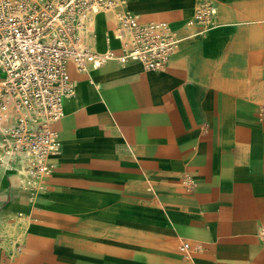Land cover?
<instances>
[{
	"label": "crops",
	"instance_id": "0c3cea01",
	"mask_svg": "<svg viewBox=\"0 0 264 264\" xmlns=\"http://www.w3.org/2000/svg\"><path fill=\"white\" fill-rule=\"evenodd\" d=\"M201 1L120 0L179 34L163 70L69 66L60 150L32 204L0 166V264H264V0H209L203 32L186 27ZM113 13L93 16L98 51H121Z\"/></svg>",
	"mask_w": 264,
	"mask_h": 264
},
{
	"label": "built area",
	"instance_id": "2783aa9c",
	"mask_svg": "<svg viewBox=\"0 0 264 264\" xmlns=\"http://www.w3.org/2000/svg\"><path fill=\"white\" fill-rule=\"evenodd\" d=\"M120 3L0 0V163L21 177L29 204L44 188L41 176L54 168L50 156L60 150L53 123L63 115V99L75 92L69 66L85 72L115 60L121 65L137 61L146 70H163L178 47L180 36L167 21H142L137 14L118 10ZM100 10L115 11L113 36L120 42L119 53L93 46V15ZM215 15V4L201 1L186 27L196 24L203 32L214 23ZM183 184L186 191L194 187L188 175ZM259 237L264 242V225ZM190 248L182 241L180 250L185 255Z\"/></svg>",
	"mask_w": 264,
	"mask_h": 264
},
{
	"label": "bare ground",
	"instance_id": "6f19581e",
	"mask_svg": "<svg viewBox=\"0 0 264 264\" xmlns=\"http://www.w3.org/2000/svg\"><path fill=\"white\" fill-rule=\"evenodd\" d=\"M100 11H103V12H104V10H100ZM100 11H99V12H100ZM95 14H96V13H95ZM95 14H94V15H95ZM99 14H100V13H99ZM113 14H115V13H113ZM94 15H93V16H94ZM98 16H99V15H98ZM98 16H96V17H98ZM114 16H115V15H114ZM96 17H95V18H96ZM98 19H99V18H98ZM98 19H97V20H98ZM95 20H96V19H95ZM100 20H101V18H100ZM102 21H103V20H102ZM104 21H105V20H104ZM94 24H95V23H94ZM96 24H97V23H96ZM100 24H101V23H100ZM109 24H110V23H109ZM111 24H112V23H111ZM97 25H98V24H97ZM97 25H96V27L99 26V25H98V26H97ZM100 28H101V27H100ZM106 28H107V27H106ZM101 29H102V28H101ZM106 30H107V29H106ZM108 30H109V29H108ZM108 30H107V32H109ZM99 31H100V30H99ZM96 32H97V31H96ZM100 32H101V31H100ZM96 34H97V33H96ZM98 34H99V32H98ZM100 35H101V34H100ZM96 36H98V35H96ZM108 36H109V35H108ZM100 37H101V36H100ZM103 38H104V37L102 36L101 39H103ZM96 40H97V39H96ZM110 40H112V38H111ZM102 42H103V40H102ZM113 42H114V41H113ZM109 43H110V42H109ZM63 114H64V111H63ZM62 116H63V115H62ZM2 165H3V166H6L4 163H0V166H2ZM6 170H7V169H6ZM11 172H12V171H11ZM5 173H6V171H5ZM5 173H4V174H5ZM12 173H13V172H12ZM13 174L16 175L17 173L14 172ZM13 176H14V175H13ZM42 176H43V175H42ZM10 177H11V176H10ZM20 182H21V183H20V185H21L20 188H23L24 185L22 186L23 183H22L21 180H20ZM1 183H2V182H1ZM3 183H6V182H3ZM4 213H6V211H5ZM2 218H3V217H2ZM0 219H1V218H0ZM24 222H25L24 224L26 225L27 223H29V219L25 220ZM21 226H22V225H20V227H21ZM26 226H28V224H27ZM17 227H19V226H17ZM18 229H19V228H18ZM15 230H16V226H15Z\"/></svg>",
	"mask_w": 264,
	"mask_h": 264
},
{
	"label": "rangeland",
	"instance_id": "374dc122",
	"mask_svg": "<svg viewBox=\"0 0 264 264\" xmlns=\"http://www.w3.org/2000/svg\"><path fill=\"white\" fill-rule=\"evenodd\" d=\"M114 15H115V14H114ZM55 128H56V126H55ZM29 222H31V219H29ZM23 224H24V221H23ZM23 224H22V226H23ZM27 224H30V223H27ZM27 224H26V225H27ZM22 226H21V227H22ZM25 227H26V229H27L28 226H25Z\"/></svg>",
	"mask_w": 264,
	"mask_h": 264
}]
</instances>
